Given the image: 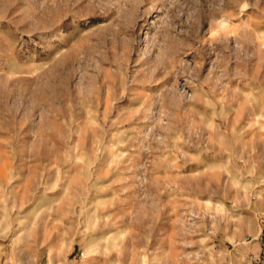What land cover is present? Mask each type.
Wrapping results in <instances>:
<instances>
[{
    "label": "rangeland",
    "instance_id": "1",
    "mask_svg": "<svg viewBox=\"0 0 264 264\" xmlns=\"http://www.w3.org/2000/svg\"><path fill=\"white\" fill-rule=\"evenodd\" d=\"M0 264H264V0H0Z\"/></svg>",
    "mask_w": 264,
    "mask_h": 264
}]
</instances>
